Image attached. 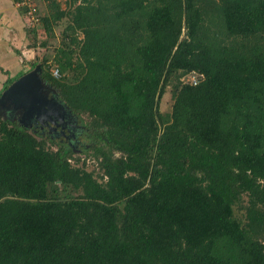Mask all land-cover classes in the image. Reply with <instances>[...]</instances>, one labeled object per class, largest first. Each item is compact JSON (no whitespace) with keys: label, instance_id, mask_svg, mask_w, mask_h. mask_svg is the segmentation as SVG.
<instances>
[{"label":"trees","instance_id":"16d2710c","mask_svg":"<svg viewBox=\"0 0 264 264\" xmlns=\"http://www.w3.org/2000/svg\"><path fill=\"white\" fill-rule=\"evenodd\" d=\"M48 2L94 155L0 116V264H264V0Z\"/></svg>","mask_w":264,"mask_h":264},{"label":"rangeland","instance_id":"374dc122","mask_svg":"<svg viewBox=\"0 0 264 264\" xmlns=\"http://www.w3.org/2000/svg\"><path fill=\"white\" fill-rule=\"evenodd\" d=\"M58 1L61 3V6L63 8H66L69 0H58ZM11 2H12L13 7H15V10L19 11V15H20L18 17V18H20V22H19V24H17L16 30L17 31L20 30L21 35H19V36L21 38L23 37L24 39L27 38L28 39L27 43H29L27 45V47L20 50V53H19L20 58H22V56L24 54V56L26 55V58L30 57L33 61L36 57L48 56L51 59L50 65H52L50 70L54 75L55 70L59 67L53 62V57L56 53V49L60 46V42L62 39V33H63L65 27L67 26L68 21L64 20L61 23H59L55 27V37L50 38V37L46 36L45 31H43V29L41 27L40 28L38 27L39 24L36 21H34L32 18H30L26 15L24 8H21L18 6V1L11 0ZM36 5L39 8V10H38V13H39L38 15H40L39 17H44L45 15H47L48 5H49L48 0H45V1L44 0H36ZM33 29H38V32H39L38 33V35H39L38 36V42H36V43H38V45L34 48H32V45H34V43H33L34 42V36L32 34ZM13 36H15V35H12L9 39L10 45L13 43V41H12ZM80 37L83 38V35H81ZM1 43H4V44L1 45ZM6 46H8V45H6ZM3 47H5V42L0 41V49H2ZM29 64H31V63H29ZM27 65L28 64H26V67L24 70H30L31 69V67L27 66ZM17 69L18 68H13L12 72H16ZM60 76L61 75L59 72L58 78H60ZM12 78H17V77H12ZM45 84L49 86L51 92L53 93V95H55V97H56L57 101L59 102V104L61 105V107L64 108V109L60 108V110L62 112H64L66 122L75 124L76 128L83 125L85 127V129L87 130V127L89 125L88 118L85 116H78V115L74 114L72 111H70V109H68V107L65 104L60 102L57 89H52L50 86L51 84L49 85V83H45ZM8 85H10V84H8ZM10 87L11 86H8V88H10ZM171 91H172L171 88H169L167 90L166 94L164 95L162 101H161V105H160L161 111L164 113L170 112L172 110V106L174 104V101H173L172 96H171V94H172ZM2 93H3V91L0 90V96L2 95ZM0 116L4 120L12 121V119L9 118V116H7L6 114H2ZM19 117H21V115ZM20 119L17 121L20 126L24 127L25 129H27L31 133L35 134L39 139H47L48 146H51L54 150L63 145V146H67L70 150H72L73 153L76 155V157L77 156H85V155H94L92 148H91L93 145V142L90 140L89 141L87 140L86 142H84L82 140V138H84V140H86V137H88L86 132L81 134V135L76 136V139L75 138L71 139L72 142L71 141L65 142L64 139L58 138V137H62V134L56 132V130H54L49 125L42 127L41 125H39V123L37 121L31 122L32 125H25L24 124L25 121L22 118H20ZM72 124L69 125V128H71ZM72 128L75 131L76 128H74V127H72ZM36 132H38V133H36ZM88 169L92 170V167H90Z\"/></svg>","mask_w":264,"mask_h":264},{"label":"crops","instance_id":"0c3cea01","mask_svg":"<svg viewBox=\"0 0 264 264\" xmlns=\"http://www.w3.org/2000/svg\"><path fill=\"white\" fill-rule=\"evenodd\" d=\"M19 11L15 10L11 0H0V41L5 42V47L0 49V90L4 89L5 84L12 77H18L32 59L26 58V55L20 58V50L27 47L28 39L21 38V31H17V24L20 22L18 18ZM15 31V32H14ZM13 36V43L10 45V37ZM4 43H1L3 45ZM8 45V46H6ZM13 68H18L16 72H12Z\"/></svg>","mask_w":264,"mask_h":264},{"label":"water","instance_id":"95a60500","mask_svg":"<svg viewBox=\"0 0 264 264\" xmlns=\"http://www.w3.org/2000/svg\"><path fill=\"white\" fill-rule=\"evenodd\" d=\"M46 88L47 85L42 78V67L41 65H37L34 69L25 73L11 84V87L1 95L0 105L15 100L17 111L24 112V116H26V118H24L28 119V121H32L37 114H40L38 111L42 110L40 104L42 101L45 107H51L55 104V110L59 107L64 109L58 101L45 96ZM59 112L60 111H58V113Z\"/></svg>","mask_w":264,"mask_h":264},{"label":"flooded vegetation","instance_id":"af4514ba","mask_svg":"<svg viewBox=\"0 0 264 264\" xmlns=\"http://www.w3.org/2000/svg\"><path fill=\"white\" fill-rule=\"evenodd\" d=\"M44 82L48 83L45 80H44ZM49 85H50V83H49ZM9 86H11V84ZM50 86H51L52 89H55V88L52 87V85H50ZM7 89H8V87L6 89L2 90L3 93ZM45 96L49 97L50 99H54V100L57 101L55 95H53V93L51 92V90H50L48 85H47V88L45 89ZM15 103H16V101L13 100L11 102H8L7 104L0 105V115L6 114L7 116H9V118L12 119L13 122H15V121L17 122L20 118H22L25 121L24 122L25 125H32L31 122H33V121H37L39 123V125H41L42 127H45L46 125H49L54 130H56V132L62 134V137H58V138L64 139L65 142L71 141V139H73V138L76 139V136L81 135V134L86 132V129H85V127L83 125L79 126L78 128H76L75 124L67 123L65 115L60 110V107L57 110H55L56 109L55 108V104H53L51 107H45V105L43 104V101L40 102V104L42 106V110L38 111V112H40V114L39 115L37 114L36 117L32 119V121H28V119H25L26 116H24V112H21V111L18 112L17 111L18 109L16 108ZM58 111H60V112L58 113ZM20 115H21V117H19ZM70 124H72L71 128L72 127L76 128L75 131H74L73 128L72 129L69 128ZM36 133H38V132H36ZM82 140L85 142L84 138H82Z\"/></svg>","mask_w":264,"mask_h":264},{"label":"built area","instance_id":"2783aa9c","mask_svg":"<svg viewBox=\"0 0 264 264\" xmlns=\"http://www.w3.org/2000/svg\"><path fill=\"white\" fill-rule=\"evenodd\" d=\"M45 1V0H44ZM18 6L24 9H27L26 15L30 18H32L34 21H36L38 24L40 22V19L37 16V5H36V0H20L18 3ZM55 77L59 76V70L56 69L54 73ZM194 84H197V80L193 79Z\"/></svg>","mask_w":264,"mask_h":264}]
</instances>
